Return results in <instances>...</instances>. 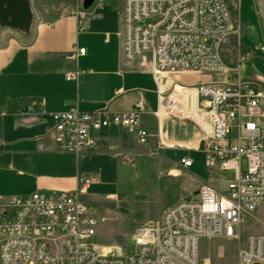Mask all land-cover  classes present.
Wrapping results in <instances>:
<instances>
[{
    "label": "built area",
    "instance_id": "2783aa9c",
    "mask_svg": "<svg viewBox=\"0 0 264 264\" xmlns=\"http://www.w3.org/2000/svg\"><path fill=\"white\" fill-rule=\"evenodd\" d=\"M94 1L101 7L106 0ZM89 8H83L82 0L69 8L78 31L89 26L94 15ZM149 19L155 21L146 23ZM240 37L226 0H122V59L140 60L152 74L157 85L153 116L158 120L169 115L193 125L202 136L208 178L217 179L219 170H231L234 177L223 192L201 184L150 226L138 228L131 256L103 255L93 248L97 222L80 198L82 190L96 183L91 177L79 178L78 189L71 193L0 195V264H198L202 239L239 238L240 226L251 219L264 224L255 216L264 208V124L258 120L264 114V86L241 78L248 53L239 54L234 68L219 54L221 46L239 45ZM176 73L217 75L222 80L189 85L169 79ZM74 78L72 73L66 76ZM144 111V104L137 102L132 110L119 113H53L49 132L58 151L79 155L96 148L97 131L122 127L140 150L149 143L141 126ZM162 148L157 142L143 156L153 157ZM138 156L119 154L131 169ZM179 165L189 169L192 160L180 157ZM244 240L241 264H264V234Z\"/></svg>",
    "mask_w": 264,
    "mask_h": 264
},
{
    "label": "crops",
    "instance_id": "0c3cea01",
    "mask_svg": "<svg viewBox=\"0 0 264 264\" xmlns=\"http://www.w3.org/2000/svg\"><path fill=\"white\" fill-rule=\"evenodd\" d=\"M57 8L46 14L32 12L27 31L0 25V195L75 192L79 178L91 177L96 180L92 185H99L119 164L129 174L139 176L143 169L157 168L167 178L188 174L196 155H200L204 167L198 130L169 115L157 120L153 116L157 85L148 67L140 60L128 63L122 59V0L114 17L92 18L84 31H78L69 9ZM79 49L84 52L78 54ZM70 73L75 78L67 80ZM185 74L195 77L172 81L193 85L222 80L217 75ZM137 102L145 106L141 126L149 134V143L144 149L139 150L136 139L125 128L110 126L96 132L99 142L95 149L75 155L58 151L49 132L53 113H119L132 110ZM8 105L21 111L8 112ZM157 142L163 148L153 157L143 156V151L153 149ZM127 152L140 154L134 169L119 158ZM183 156L192 160L189 169L179 165ZM214 181L207 173L194 179L185 187L192 192L187 196L194 195L201 184L212 185ZM92 185L80 193L87 205L96 197L90 192ZM213 187L219 192L225 190ZM108 197L117 199L118 195L109 193Z\"/></svg>",
    "mask_w": 264,
    "mask_h": 264
},
{
    "label": "rangeland",
    "instance_id": "374dc122",
    "mask_svg": "<svg viewBox=\"0 0 264 264\" xmlns=\"http://www.w3.org/2000/svg\"><path fill=\"white\" fill-rule=\"evenodd\" d=\"M78 1L28 0L31 12L39 11L41 14H46L55 6L69 9ZM120 2L121 0H107L101 7H97L94 1L89 12L94 14L92 18H112L119 10ZM229 2L240 26V44L221 46L219 54L224 63L235 67L239 54L248 53L247 59L241 65V78L264 86V0ZM154 21L155 19H149L146 23ZM203 76L211 75H201ZM194 77L185 73L170 75L171 80L177 81L193 80ZM258 120L264 124V114L260 115ZM194 158L195 164L189 170L190 173L175 178L165 177L157 168L143 169L137 176L129 174V170L119 164L117 170L108 171L99 185H92L90 192L96 197L93 201H88L90 203L88 206L90 214L97 222L96 234L90 240L95 251L101 253L103 247H108V253L114 256L133 255L136 251L135 231L142 226H150L160 217L166 206L169 207L170 204L192 193L185 187L194 179L203 178L205 175L200 155ZM242 166L244 168V161ZM118 170L120 171L117 175ZM233 177V171L219 170L212 185L218 188L225 187ZM109 193L118 195L117 199L106 198ZM255 216L264 219V208L258 210ZM239 232V238L202 239L199 245L198 264H241L240 252L244 248L245 237L264 234V224L251 219L240 226Z\"/></svg>",
    "mask_w": 264,
    "mask_h": 264
},
{
    "label": "water",
    "instance_id": "95a60500",
    "mask_svg": "<svg viewBox=\"0 0 264 264\" xmlns=\"http://www.w3.org/2000/svg\"><path fill=\"white\" fill-rule=\"evenodd\" d=\"M93 0H82L84 9L90 7ZM32 19L28 0H0V25L19 31H27Z\"/></svg>",
    "mask_w": 264,
    "mask_h": 264
},
{
    "label": "trees",
    "instance_id": "16d2710c",
    "mask_svg": "<svg viewBox=\"0 0 264 264\" xmlns=\"http://www.w3.org/2000/svg\"><path fill=\"white\" fill-rule=\"evenodd\" d=\"M6 111L8 112H12V113H17V112H20L21 110L19 108H15L14 106L12 105H8L6 108Z\"/></svg>",
    "mask_w": 264,
    "mask_h": 264
},
{
    "label": "bare ground",
    "instance_id": "6f19581e",
    "mask_svg": "<svg viewBox=\"0 0 264 264\" xmlns=\"http://www.w3.org/2000/svg\"><path fill=\"white\" fill-rule=\"evenodd\" d=\"M101 248H102V247H101ZM101 253H102L103 255L107 254V253H108V247H103V248L101 249Z\"/></svg>",
    "mask_w": 264,
    "mask_h": 264
}]
</instances>
